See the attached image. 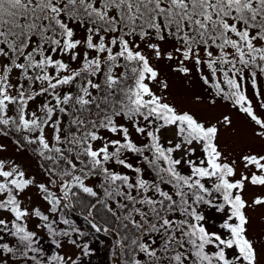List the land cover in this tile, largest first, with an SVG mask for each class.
<instances>
[{"label": "snow or ice", "instance_id": "snow-or-ice-1", "mask_svg": "<svg viewBox=\"0 0 264 264\" xmlns=\"http://www.w3.org/2000/svg\"><path fill=\"white\" fill-rule=\"evenodd\" d=\"M153 59L198 73L264 141V0H0V137L46 177L0 156V264H264V193L246 198L264 145L238 172L218 144L231 116L178 110Z\"/></svg>", "mask_w": 264, "mask_h": 264}, {"label": "rangeland", "instance_id": "rangeland-1", "mask_svg": "<svg viewBox=\"0 0 264 264\" xmlns=\"http://www.w3.org/2000/svg\"><path fill=\"white\" fill-rule=\"evenodd\" d=\"M152 63L160 70V79L168 83V89L164 92L168 102L177 107L178 110L191 111L206 123H217L224 115L231 116L233 125L230 128L221 127V134L218 140V144L224 154L229 159H235L237 164V171L239 172L243 167L240 154L245 150L253 152H259L261 146L264 145V141L253 134V124L249 123L248 118L244 114L239 113L236 109L232 108L229 103L222 102L219 98H216V103L212 104L211 101L214 97L212 90L203 84L199 77V74L193 71L189 76L185 77L179 72L173 71L176 62L166 60H155ZM260 89L264 92V80L258 81ZM153 88L160 94V84L153 82ZM249 96H253V90L249 85ZM199 97V99H197ZM264 99V96L261 97ZM43 97H38L34 103L30 104V110H36L42 106ZM254 104L256 101H253ZM259 111H264L260 109ZM170 129L162 130V139L171 134ZM0 143L6 145L4 152L0 153V156L13 160L16 163L24 167L28 172L33 173L38 180L46 179L42 169L40 168L39 160L30 154L28 151L18 148L17 144L9 137H0ZM264 193V189L257 188L247 193L248 199H252L254 196ZM41 193L33 188L29 193L27 200L28 207L40 208L45 214H47L48 205L41 199ZM253 222L254 234H260L264 230V209H257L250 212ZM71 219L76 220L82 227H85V222L81 217L76 215L70 216ZM36 220L34 219L33 223ZM101 237L100 243L102 247H105V241L107 237L105 234H98ZM94 264H99L97 258Z\"/></svg>", "mask_w": 264, "mask_h": 264}, {"label": "trees", "instance_id": "trees-1", "mask_svg": "<svg viewBox=\"0 0 264 264\" xmlns=\"http://www.w3.org/2000/svg\"><path fill=\"white\" fill-rule=\"evenodd\" d=\"M262 80H264V78H261ZM11 138H12V140L15 142V139H16V137H14V136H10ZM22 149H24V150H26V151H28L30 154H32L34 157H36L38 160H39V158L31 151V149L30 148H28V147H24V148H22ZM39 162H40V164L42 163V161H40L39 160ZM73 215H75V214H73ZM82 218V217H81ZM83 219V218H82ZM85 227L87 228L88 227V225L85 223Z\"/></svg>", "mask_w": 264, "mask_h": 264}]
</instances>
